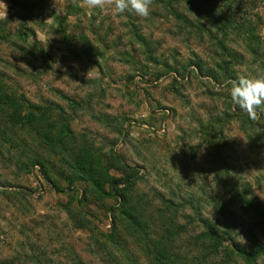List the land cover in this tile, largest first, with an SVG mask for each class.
<instances>
[{"label":"rangeland","instance_id":"1","mask_svg":"<svg viewBox=\"0 0 264 264\" xmlns=\"http://www.w3.org/2000/svg\"><path fill=\"white\" fill-rule=\"evenodd\" d=\"M209 1L264 48V0ZM165 6L153 0L149 17L140 18L82 0H0V83L52 110L113 165L110 174L129 179L132 194L152 202L154 215L161 210L173 220L183 264H247L221 253L202 257L209 243L200 238L207 231L201 220L224 230L211 199H227L236 186L264 205V138L247 139L252 131L231 100L232 81L208 72L216 69L219 41L238 55L236 78L263 72L245 48L247 33L223 36L205 22L209 33L195 24L185 29ZM254 126L264 132V113ZM20 138L26 151L0 143V262L126 264L130 257L148 264L121 226L112 227L114 198L83 201L84 183H69L57 156L23 132ZM216 146L225 166L213 161ZM229 208L236 243L247 250L252 239L264 243L256 221L239 204Z\"/></svg>","mask_w":264,"mask_h":264},{"label":"trees","instance_id":"2","mask_svg":"<svg viewBox=\"0 0 264 264\" xmlns=\"http://www.w3.org/2000/svg\"><path fill=\"white\" fill-rule=\"evenodd\" d=\"M164 2L165 10L173 20H175L183 28L196 27L209 33V29L204 26L216 27L221 35L233 32L236 36L247 33L242 24H238L231 17L227 18L221 15L214 3L209 0H155ZM245 48L249 54L259 60L260 69L264 74V48L259 40L252 33H247L244 37ZM221 50L220 56L216 63L214 72H208V76L212 79L220 78L224 80L234 81L235 71L233 67L237 64V54L227 48L222 41L218 43ZM76 57L78 56L75 53ZM33 61H37L33 57ZM200 72L201 68L198 67ZM217 74V76H216ZM242 112H238L236 117H243ZM0 116H4L3 125L0 124V143L7 144L13 149H17L22 145L24 151L25 146L20 138L23 137L27 141H31L39 148L45 149L48 155H55L59 158L62 166L69 172V183L82 181L85 185L84 199L87 197L102 202L108 198H114L117 203L115 211L110 210L113 217L112 227L119 224L125 235H127L133 244L138 248L139 252L148 260V264H183L186 258L185 254L173 247V240L178 234V229L174 227L173 220L164 217L161 210H156L154 215L151 204L148 199L132 194L133 184L129 179L123 182L110 174L112 164H105L102 156L90 145L83 142L82 136H76L70 130L68 124L60 122L48 108H40L27 100L21 98L9 91L5 85L0 83ZM246 123L252 132L247 133V139L250 141H261L264 138V132L257 130L254 121L245 116ZM62 120H65L62 118ZM244 120V119H243ZM7 122L9 124H7ZM245 122V121H244ZM1 123V122H0ZM213 147V161L216 164L225 166V158L221 151ZM224 160V161H223ZM33 164L38 163L37 156L31 159ZM40 165V164H39ZM211 206L215 213L222 217L224 222V230H217L207 224L202 219L201 224L207 231L200 236L209 244L203 247L202 257L207 255L216 256L221 253L226 259L235 256L243 260L247 264H256L261 261L264 264V243L252 239L251 249L241 248L229 234L231 227L235 226L233 213L229 206L230 203L239 204L240 208L251 216L264 233V205L260 201H254L247 195V189L244 188L241 193L237 187L229 189L227 199L214 198L210 200ZM200 211V210H199ZM160 214V215H159ZM196 214L199 216V212ZM159 215V216H158ZM109 240L119 246L115 242L113 233L106 235ZM224 242L227 244L224 246ZM117 251H120L118 248ZM208 252V253H207ZM194 261L200 258L192 257ZM126 264H136L133 258L127 257ZM114 264H119L113 260ZM0 264H6L0 262ZM75 264H83L77 261Z\"/></svg>","mask_w":264,"mask_h":264},{"label":"clouds","instance_id":"3","mask_svg":"<svg viewBox=\"0 0 264 264\" xmlns=\"http://www.w3.org/2000/svg\"><path fill=\"white\" fill-rule=\"evenodd\" d=\"M82 4L92 9L111 8L117 15L129 12L140 18H148L153 0H82ZM230 97L251 121H258L260 114L264 113V74L238 76L232 81Z\"/></svg>","mask_w":264,"mask_h":264}]
</instances>
